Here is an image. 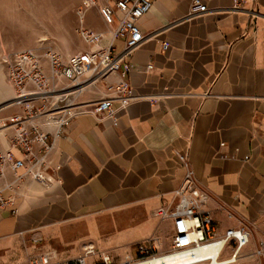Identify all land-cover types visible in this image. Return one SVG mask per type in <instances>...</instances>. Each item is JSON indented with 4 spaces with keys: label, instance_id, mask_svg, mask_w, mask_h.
<instances>
[{
    "label": "crops",
    "instance_id": "crops-1",
    "mask_svg": "<svg viewBox=\"0 0 264 264\" xmlns=\"http://www.w3.org/2000/svg\"><path fill=\"white\" fill-rule=\"evenodd\" d=\"M150 1L138 21L145 39L119 70L71 94L77 106L60 127L31 122L53 144L46 173L55 181L43 188L23 169L4 170L0 264L40 255L64 263L88 247L126 258L151 237L158 253L166 252L172 222L157 211L177 201L185 177L179 153L208 196L205 209L218 233L251 231L237 264H264V252L248 256L264 244V0H245L240 12L231 11L232 0H209L208 12L192 19L191 0ZM84 24L102 34L101 46L111 42L96 9ZM113 43L120 52L122 41ZM126 64L133 100L126 107L114 101L112 117L87 112L113 95L108 87L122 80ZM13 95L0 59V154L10 150L21 159L10 149L11 130L1 127L24 113Z\"/></svg>",
    "mask_w": 264,
    "mask_h": 264
},
{
    "label": "built area",
    "instance_id": "built-area-1",
    "mask_svg": "<svg viewBox=\"0 0 264 264\" xmlns=\"http://www.w3.org/2000/svg\"><path fill=\"white\" fill-rule=\"evenodd\" d=\"M77 16L78 35L82 42L94 49L73 55H61L54 50H47L41 54L35 49H25L2 57L1 62L6 70V78L13 89V104L21 107L23 115L13 116L2 124V128L11 130L10 149L18 150L22 158L17 159L10 150L0 154V180L4 170L23 169L24 176L40 184L43 188L51 186L55 178L47 175L48 156L53 150V144L48 142V134L41 127L31 122L38 118L49 117L46 114L62 115L56 127L65 123L66 116L76 108L72 98L63 108L60 103L66 102V96L78 95L87 86H93L108 75L119 70L125 57L130 56L144 41L145 37L138 28V21L145 16L152 7L150 0H78ZM209 0H191L187 18L192 19L206 12L205 2ZM245 0H232L231 11H243ZM96 9L103 23L110 30L111 42L101 46L102 34L94 32L84 26L86 13ZM122 41V49L115 52L113 41ZM163 45V50L167 49ZM131 66L126 64L120 72L121 81L108 88L112 96L94 102L87 106L86 111L94 116L108 113L114 115L112 104L114 101L126 107L132 100L131 88L124 79ZM147 71L152 69L146 66ZM68 86H64V83ZM63 85V86H61ZM68 89V91H67ZM53 101L55 103L53 104ZM53 104V105H52ZM52 107H55L52 109ZM221 146L223 144H220ZM178 160L185 168L182 186L175 191L176 203L171 208L162 207L157 211L161 220L172 222V237L169 249L158 253V239L148 238L135 245L136 256L126 257L120 264H137L160 256L175 255L189 260L187 264H212L214 260L219 264H237L242 257L241 252L249 245L250 232L243 226L227 229L222 235L209 213L205 209L208 196L198 188L192 170L189 168L185 154H177ZM57 169V168H56ZM6 205L0 190V209ZM38 243L39 241H35ZM230 245V255L220 259L225 246ZM212 247L218 248L213 259L211 255H199L200 251H207ZM264 252V244L248 256L259 257ZM93 258L92 261H89ZM15 264H114L113 257L107 252H98L88 247L83 254L64 263H53L46 255L28 259Z\"/></svg>",
    "mask_w": 264,
    "mask_h": 264
},
{
    "label": "rangeland",
    "instance_id": "rangeland-1",
    "mask_svg": "<svg viewBox=\"0 0 264 264\" xmlns=\"http://www.w3.org/2000/svg\"><path fill=\"white\" fill-rule=\"evenodd\" d=\"M78 9V0H0V59L25 49H35L41 54L54 50L64 56L82 52L84 43L77 32ZM68 85L64 83V86ZM62 110L64 109L59 110V114L55 116L52 112L47 113L49 117L44 118L43 124L47 128H54ZM248 231L251 235V231ZM164 239L168 241L167 236ZM260 243L258 242L255 251L259 249ZM230 252V245L227 244L220 259H226ZM243 252L246 250L241 252V256ZM109 255L112 256L111 253ZM114 255V264H120L126 259L120 253ZM135 256L134 251L133 257ZM92 260L93 258L89 259Z\"/></svg>",
    "mask_w": 264,
    "mask_h": 264
},
{
    "label": "bare ground",
    "instance_id": "bare-ground-1",
    "mask_svg": "<svg viewBox=\"0 0 264 264\" xmlns=\"http://www.w3.org/2000/svg\"><path fill=\"white\" fill-rule=\"evenodd\" d=\"M72 98V95L66 96V104L68 105V102ZM65 103H60L61 105H65ZM63 105V106H64ZM218 252V248L212 247L210 249H207V251H200L199 255H211V257L214 259L216 254ZM220 261L214 260L212 264H219ZM189 263V260L186 258H181L180 256L175 255H166V256H160L156 257L154 259L147 260L145 262H139L137 264H187Z\"/></svg>",
    "mask_w": 264,
    "mask_h": 264
}]
</instances>
